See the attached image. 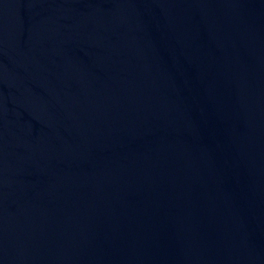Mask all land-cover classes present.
I'll return each instance as SVG.
<instances>
[{
    "label": "water",
    "instance_id": "obj_1",
    "mask_svg": "<svg viewBox=\"0 0 264 264\" xmlns=\"http://www.w3.org/2000/svg\"><path fill=\"white\" fill-rule=\"evenodd\" d=\"M0 264H264V0H0Z\"/></svg>",
    "mask_w": 264,
    "mask_h": 264
}]
</instances>
